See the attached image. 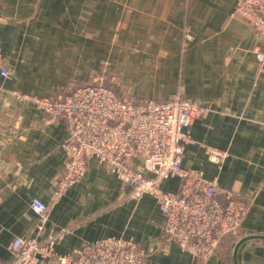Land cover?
<instances>
[{
  "label": "crops",
  "instance_id": "1",
  "mask_svg": "<svg viewBox=\"0 0 264 264\" xmlns=\"http://www.w3.org/2000/svg\"><path fill=\"white\" fill-rule=\"evenodd\" d=\"M235 0H0V264L10 243L31 237L30 201L50 204L47 229L67 228L55 245L66 253L86 242L132 239L147 264H195L173 241L160 239L163 217L149 194L120 198V182L96 158L55 202L50 189L65 160L67 132L13 91L48 96L75 80L88 81L101 60L136 100L184 97L206 109L189 128L182 166L248 201L236 236L223 238L203 264H264V65L253 48L263 44ZM188 34V36H186ZM224 156L211 161L208 151ZM130 165L138 168L140 160ZM147 176L151 173L146 172ZM177 177L160 188L177 192Z\"/></svg>",
  "mask_w": 264,
  "mask_h": 264
},
{
  "label": "built area",
  "instance_id": "2",
  "mask_svg": "<svg viewBox=\"0 0 264 264\" xmlns=\"http://www.w3.org/2000/svg\"><path fill=\"white\" fill-rule=\"evenodd\" d=\"M232 14L263 37V44L252 50L263 66L264 0H235ZM0 74L8 75L1 62ZM121 89L118 74L101 60L82 84L71 80L44 97L12 92L19 102L33 104L49 120H61L65 126V160L49 191L51 202L84 176L88 159L96 158L118 178L120 198L142 194L154 198L163 217L162 242L173 241L195 264H203L225 235L239 230L248 209V201H239L233 190L181 164L189 128L206 108L184 97L181 85L166 101L136 100ZM223 156L215 149L208 151L211 161ZM133 159L140 160L138 168L130 165ZM171 177L180 180L177 192L160 188ZM30 208L37 216L35 234L12 239L10 264H147L136 241L115 236L58 253L55 245L67 228L47 229L50 204L39 198L31 199Z\"/></svg>",
  "mask_w": 264,
  "mask_h": 264
},
{
  "label": "water",
  "instance_id": "3",
  "mask_svg": "<svg viewBox=\"0 0 264 264\" xmlns=\"http://www.w3.org/2000/svg\"><path fill=\"white\" fill-rule=\"evenodd\" d=\"M249 239H264V236H260V235H249V236H246V237L242 238L241 240H239V242L236 244L235 249H234V252H233L234 259H235V254H236V250H237L238 245L241 242H243L245 240H249ZM235 264H236V260H235Z\"/></svg>",
  "mask_w": 264,
  "mask_h": 264
},
{
  "label": "trees",
  "instance_id": "4",
  "mask_svg": "<svg viewBox=\"0 0 264 264\" xmlns=\"http://www.w3.org/2000/svg\"><path fill=\"white\" fill-rule=\"evenodd\" d=\"M237 232V231H236ZM236 232H233V233H229V234H227V235H225L223 238H225V237H227V238H233L234 236H236L235 234H236ZM222 238V239H223ZM221 239V240H222ZM221 242V241H220Z\"/></svg>",
  "mask_w": 264,
  "mask_h": 264
}]
</instances>
